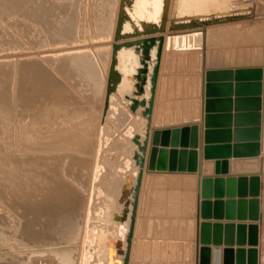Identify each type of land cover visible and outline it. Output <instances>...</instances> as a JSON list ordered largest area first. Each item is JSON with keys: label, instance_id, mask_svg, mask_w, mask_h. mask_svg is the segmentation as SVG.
Here are the masks:
<instances>
[{"label": "bare ground", "instance_id": "obj_1", "mask_svg": "<svg viewBox=\"0 0 264 264\" xmlns=\"http://www.w3.org/2000/svg\"><path fill=\"white\" fill-rule=\"evenodd\" d=\"M235 5L236 0H0V264H106L110 239V264H141L140 256L150 249L168 264H193L194 215L158 219L148 210L144 219L143 189L147 176L154 182L166 173L195 176L200 201L202 177L214 175V159L202 155L208 44L261 36L258 28L216 30L250 19V13H233L239 9ZM145 38L158 40L144 52ZM197 45L203 66L200 115L190 121L166 117L164 111L156 115L164 69L167 80L172 78L171 67L184 63ZM157 61L153 103L146 113ZM139 70H145L143 83ZM261 81L260 152L230 157L227 175L258 174L236 166L263 156L264 71ZM189 122L199 126L198 170L150 169L154 130ZM147 131L148 149L140 167L133 139L142 141ZM189 187L180 201L191 207ZM155 220H162L168 234L164 239L175 245L167 252L162 243L139 241L146 224L150 232ZM233 221L241 222L226 220ZM175 238L185 244L179 256L186 261L180 262Z\"/></svg>", "mask_w": 264, "mask_h": 264}, {"label": "water", "instance_id": "obj_2", "mask_svg": "<svg viewBox=\"0 0 264 264\" xmlns=\"http://www.w3.org/2000/svg\"><path fill=\"white\" fill-rule=\"evenodd\" d=\"M160 26H163V21L158 27ZM143 29H146L145 25ZM156 40L158 38H145L142 46L144 52L147 45L149 44L150 49L149 46L154 45L153 42ZM158 61L151 77L152 91L148 106L145 107L146 113L150 112L153 103ZM142 64L144 67L145 62ZM144 73L145 70H139L136 74L140 83L144 81ZM261 76V69L256 67H241L234 70L213 68L205 72L202 155L204 159H214V175L203 176L201 180L199 215L203 220H200L198 226V264H258L260 175L227 173L230 157H252L260 152ZM107 98L108 96L105 106ZM135 104L136 100H133L132 108ZM147 128L149 129V126ZM133 141L138 146V150L134 151V158L142 167L148 149L149 131L142 141L138 136ZM198 145L199 126L196 123L172 127L170 130L155 129L149 168L196 171L199 168ZM141 179L140 170L136 178V189H139ZM135 207L134 201L130 230ZM121 213L123 217L125 210ZM222 219H238L241 222L223 223ZM244 220L249 222L246 223ZM112 241L111 239L108 241L106 264L112 261L110 258Z\"/></svg>", "mask_w": 264, "mask_h": 264}, {"label": "rangeland", "instance_id": "obj_3", "mask_svg": "<svg viewBox=\"0 0 264 264\" xmlns=\"http://www.w3.org/2000/svg\"><path fill=\"white\" fill-rule=\"evenodd\" d=\"M235 6L239 7V9L232 11L233 13H250L252 14L250 19L247 21H244L242 23L243 26H241L242 25L241 23L233 24L230 26H222L223 28H220V29L218 28L216 30L222 29L225 31H236L238 29L242 33H245L247 29L248 30L246 32L250 31V29L251 31H253L256 28L255 32L259 29L261 36L259 38H255L256 39L255 41L254 39L253 40L246 39V40L241 41V43L236 42L234 44L233 42V44L229 43L228 45L225 42L226 45L221 44L222 46L220 44L218 45L217 43H215L216 44L215 45L213 42L210 41L213 45L210 42L208 44L209 46H208L207 55H206L207 56L206 57V67L210 69L211 68L217 69V67L223 68V69L224 68L232 69L233 67L240 65L239 67H235V68H241V67L242 68L243 67L255 68L256 67V68H260L263 74V71H264V0H236ZM196 47H197L196 52L186 53V61L184 63L182 64L178 63L179 65L175 64L178 67L174 65L171 67L170 71L172 69L177 70V71L173 70L174 72L171 71L172 73L170 72L172 78H168L167 80V76H168L167 71L166 69H164V73L166 72V80H165L166 83H164L165 81L161 83V88L157 96L159 108L156 111V115L158 113L163 114V112L161 111H164V114L166 117L170 114H174L177 116V119L180 121L181 119L185 121L186 120L190 121V120H193L194 117L200 115L199 113H200V101L202 97L201 85H202V76H203V66L201 63V56H200L201 52L199 50L198 45L195 46V48ZM242 52H245V55L250 56V57H248V59L242 58L240 55ZM241 65H244V66H241ZM261 79H262V76H261ZM263 98H264V93H263ZM263 102H264V99H263ZM261 105H262V99H261ZM48 113L49 112H47L45 115H47ZM42 114H43V111H42ZM92 122L96 123L97 121L93 120ZM188 124H193V122L191 123L189 122ZM263 153H264V150H263ZM263 153L262 155L264 156ZM263 156L256 158L254 160L246 159L244 161L247 164L240 162V166H236L238 170H243V171L257 170L258 174L262 178L261 179V187H262L261 192L262 193H260V196H259L260 202L262 203V207L260 211L259 221H257L259 225V241L257 245L258 264H264V157ZM235 163H237V161H235ZM211 165L213 164L212 163L207 164L209 168L208 171H211L210 170ZM194 177L195 176H190V175H177V174L166 173V174H162V176L160 177L156 176V181L154 182V178L147 176L145 180V184H144V189H143V204H142V212H141V215L143 214L142 217L144 215H145L144 217H146L148 210L152 211L153 214L156 213L158 217L156 215L155 217H157L158 219L160 218L159 216L161 215L186 216L188 214H193L194 213V200H192V196H190L191 197L190 205H192L191 207L189 205H186V201L185 202L180 201L181 200L180 197H181V194H186L187 186H193V185L194 187L196 186L195 184L196 181ZM189 179L192 180V183L188 185L187 182ZM195 192L197 193L196 190ZM174 196H175V199H174ZM198 196L199 194L197 193V200H198L196 204L197 206V220H196L197 243L195 245V254H194L195 256L193 258V264H198V244H199L198 226L200 222L199 219H201L199 215V198L200 197L198 198ZM163 203H167V204L163 206L162 205ZM157 204H160V208L158 209L155 208ZM144 219L142 221H144ZM156 221L157 220H155L154 222ZM154 225L155 226L157 225V229L155 231L152 230L155 227ZM163 225L165 226V224L162 223V220H159L156 223L152 224L151 231L149 232L150 228L148 227V224H146L147 228L145 232L141 234L142 236L141 235L139 236V241L144 244L146 241L147 246H149V244H152L154 246L158 242L162 243L163 251L167 252L169 249H171L172 246H175V245L170 246L167 240L168 238L166 240L164 239L166 238V236H168V234H167V231H165L166 229H164ZM141 228L143 229V227ZM151 235H154L155 237ZM159 239H161V242L159 241ZM175 239L173 240L179 243L178 241L180 238H175ZM182 242L183 241L181 239L180 243L182 245L180 243L176 244L177 245L176 248L179 251L178 252L176 250V253H178V256H179V253L182 252L185 247V246L183 247V245L185 244ZM150 251L152 252H149V250L146 251L147 253H145L146 255L145 257L144 255L140 256L139 262L141 264L142 262L143 264H155V262L156 264H160V262L161 264H165V263L168 264V262L165 261V259H162L160 261L157 253H155L153 249L152 250L150 249ZM148 253H151V255H148ZM182 257L183 256L181 254L179 256V258H181L180 262L182 261V259L183 261H186V258L184 257L182 258Z\"/></svg>", "mask_w": 264, "mask_h": 264}, {"label": "crops", "instance_id": "obj_4", "mask_svg": "<svg viewBox=\"0 0 264 264\" xmlns=\"http://www.w3.org/2000/svg\"><path fill=\"white\" fill-rule=\"evenodd\" d=\"M188 189H191L190 191V193H192V194H190L191 196H192V200H194V213H193V215H194V220H195V223H196V220H197V206H196V204H197V193L195 192V187H194V185L193 186H190ZM198 198H199V196H198ZM225 198V197H224ZM226 220H229V219H226ZM226 220L225 219H223L222 220V222L224 223V222H226ZM235 220V219H234ZM199 221H200V219H199ZM230 221H232V220H230ZM234 223H238V221H233ZM197 227H196V224L194 225V230H193V242H194V254H195V245H196V243H197V236H196V232H197ZM223 247V246H222ZM234 248L236 247V245L234 244V246H233ZM195 256V255H194Z\"/></svg>", "mask_w": 264, "mask_h": 264}]
</instances>
